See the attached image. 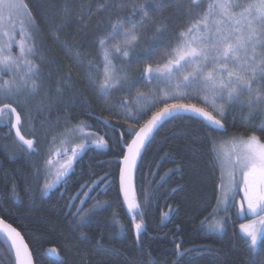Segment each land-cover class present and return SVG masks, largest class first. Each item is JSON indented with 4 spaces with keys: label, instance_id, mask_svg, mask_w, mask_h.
<instances>
[{
    "label": "trees",
    "instance_id": "1",
    "mask_svg": "<svg viewBox=\"0 0 264 264\" xmlns=\"http://www.w3.org/2000/svg\"><path fill=\"white\" fill-rule=\"evenodd\" d=\"M26 2L39 27L35 43L39 53L48 60L41 65L45 74L43 87L39 94L27 100L23 110L13 100H2L0 105L13 103L22 116H27L22 131L38 140L39 152H30L18 144L14 135L9 133L12 129L4 125L9 118H0V214L23 231L36 264H175L176 260L180 264H247L250 241L239 231L233 207L223 233L206 227L212 217L208 214L212 212L219 195L217 186L221 174L204 135L211 131L205 127L206 121L202 122L199 117L189 119L193 114L188 113L169 121L156 133V139L143 152L136 171V199L141 202L140 211L144 215H137L135 221L132 220L134 213H128L122 204L118 184L120 165L113 158H122L119 149L114 146L115 141L122 133L130 141L127 129L137 125L135 119L127 116L126 109L143 107L157 96L171 94L165 84L140 80L139 74L148 64L156 67L158 63H163V53L175 43L176 32L183 30L190 19L206 7L208 0H163L160 10L150 11L144 25L137 29L140 40L135 52L116 61L117 68L125 70L124 82L103 99L97 95L98 86L87 81L88 75L84 70L93 60L102 68V65L99 66L96 38L109 22L126 15L130 5L118 6L119 0ZM130 2L139 4L144 0ZM101 5H104L103 9ZM164 29L167 31L164 32ZM158 32L162 34L159 47L151 56L137 60ZM2 39L6 41L7 38L2 35ZM13 50H18L15 44ZM30 59L40 63L38 57ZM8 78V75L3 76V79ZM133 81L136 82L135 87L128 91L126 85ZM138 92L148 95L149 101L140 105L135 101L127 106L119 105L118 102L130 100ZM178 102L196 104L213 111L210 96L207 102L191 97ZM111 106H115L114 111ZM162 106L157 104L156 108ZM156 108L143 119H148ZM261 109L262 112L252 116L253 123L258 124L264 118V105ZM213 114L221 119L217 112ZM248 115V107L232 103L226 118H223L227 132L213 133L220 142L218 145L229 142L233 135H247L250 131L264 136V133L252 128L251 123L245 122L244 118ZM94 116H101L111 126L106 127ZM78 124L91 125L87 129L98 132L96 136L106 140L108 146L88 147L86 142L82 159L74 162V171L67 179L69 188L66 192L61 195L52 191L45 195L38 185L39 179L32 174L38 167L42 168L45 160L52 159L48 150L57 151L58 145H54H60L59 140L65 139L60 133ZM54 136L57 140L51 143ZM84 140L82 137L71 138L69 145L64 147H76ZM60 159L63 163L64 160ZM105 176L112 183L106 191H99L93 203L82 204L80 199H75L72 204L77 207L69 205L73 195L81 198L85 194L88 186L83 189L81 185H93ZM144 193L150 197L146 204ZM97 201H108L110 206L97 211L87 226L79 227L71 213L83 206L82 210L87 211ZM165 213L168 215L165 216ZM141 221L145 231L137 241L133 225ZM202 221L205 222L202 224ZM120 225L124 226L123 229ZM262 243L264 237L257 246V264L264 262ZM177 244H180L182 252L185 249L195 251L177 258ZM0 249L4 252L3 256L0 255V264H11L8 246L2 235ZM45 250L55 254L48 256Z\"/></svg>",
    "mask_w": 264,
    "mask_h": 264
},
{
    "label": "snow or ice",
    "instance_id": "2",
    "mask_svg": "<svg viewBox=\"0 0 264 264\" xmlns=\"http://www.w3.org/2000/svg\"><path fill=\"white\" fill-rule=\"evenodd\" d=\"M130 5L126 15L120 16L114 22H109L103 32L97 36L99 63L102 65L97 70L95 60L89 63V81H98L97 95L103 99L108 93L119 87L125 78V70L117 68L116 61L121 58H128L131 52H135L139 45L140 36L137 29L144 25L149 18L150 11L160 10L163 7V0H144L143 3L130 2V0H119L118 6ZM103 9L104 5L100 6ZM139 17V19H137ZM167 29H164L166 32ZM0 33L6 37V41H0V101L13 100L22 110L25 103L31 97L39 94L43 87L44 71L42 64L48 63L46 56L39 53L35 43L39 35V27L32 13L29 3L26 0H0ZM19 36V39L16 37ZM162 34L152 37V44L143 50V56L137 60L149 57L159 47ZM15 44L17 51L13 50ZM30 57H38L40 63ZM96 71V76L91 73ZM8 75V79H3ZM138 79L146 82L153 80L163 83L170 91L157 96L150 103L143 107L126 109L129 118L135 119L137 125L127 129L124 134L115 141V147L122 155V166L119 168V191L123 193V200L127 203L129 212L136 216L143 217L141 202L136 199L134 174L139 166L143 152L152 141L156 139V133L160 131L169 121L176 120L188 113L193 115L189 119L199 117L202 122L206 121V128L211 131L204 135L209 142V152L214 156V164L221 169L220 183L217 186L219 193L217 205L208 216H215L218 212L228 210L235 206V197L243 192L242 202L237 215L243 217L245 212L244 203H247V214H252L257 219L250 220L247 224H241L240 229L249 238V260L247 264H257V244L261 237H264V136H259L256 131L249 134H239L230 137V147L227 152L220 155L216 148L220 143L213 133L227 132L223 118L227 116V109L232 103L241 107L249 108V115L244 118L251 127L264 133V118L260 122L253 123L252 116L262 112L264 105V0H208L206 7L195 17L190 19L183 30H178L175 35V43L170 44L168 50L163 53V63L156 67L152 64L146 65L139 74ZM135 81L128 83L126 89L131 91L135 87ZM211 97L213 111L196 104L178 102L185 97L202 99L205 102ZM149 96L138 92L130 100L118 102L120 106H127L136 102H148ZM174 101V102H168ZM13 103H6L0 106V118L8 114V123L11 129H15V135L22 147L30 152H39L38 140L26 139L21 134L23 121L27 116H22ZM157 104L162 107L156 108ZM148 119H143L149 111ZM115 110V106H111ZM213 112H217L221 119H218ZM15 117L12 123L11 117ZM143 120V123L140 121ZM108 127V125H105ZM91 127L88 124H78L65 128L60 133L65 139L61 140L62 147L56 151V156H71L60 163L59 170L55 173L56 179L46 183L42 191H48L55 184L63 180L67 182L68 177L74 171V162L82 159L87 145L81 143L76 147H64L69 145L71 138H83L88 144L95 143L97 147H107L108 142L103 138H91L95 133H85L83 128ZM115 127V125H112ZM107 134V133H106ZM57 137H52L51 143H55ZM77 148L80 150L77 151ZM49 155H51V150ZM52 159L44 161L43 169L37 168L34 175L37 180L43 174H47L53 165ZM59 163V160L55 161ZM225 167L230 168L225 173ZM227 176V184L225 183ZM238 177V178H237ZM107 176L102 181H107ZM96 183V182H93ZM89 185H81V188ZM16 185H13L15 189ZM29 191L31 188L29 186ZM67 189L65 188L64 191ZM89 195V193H85ZM144 203L149 202V194L144 193ZM80 199L73 195L69 200L71 207L72 200ZM81 203H84L81 200ZM108 201H97L91 209L71 213L79 227L89 224L92 216L97 211L109 207ZM165 216L168 213L164 214ZM229 217H225V221ZM207 219V217L205 218ZM205 221H202V224ZM259 225V226H257ZM137 241L145 231L143 221L134 223ZM22 227V226H18ZM123 229V225H120ZM225 223L220 220L208 224L209 230L222 231ZM0 235L3 236L8 246L11 264H33L32 252L24 242L21 233L12 223H8L0 217ZM177 257L182 258L181 246L176 245ZM195 249L183 250V255ZM264 251V243L261 245ZM14 254V256H13ZM175 264H180L179 260ZM189 264V262H185ZM264 264V262H261Z\"/></svg>",
    "mask_w": 264,
    "mask_h": 264
},
{
    "label": "flooded vegetation",
    "instance_id": "3",
    "mask_svg": "<svg viewBox=\"0 0 264 264\" xmlns=\"http://www.w3.org/2000/svg\"><path fill=\"white\" fill-rule=\"evenodd\" d=\"M6 114V113H5ZM93 118H96V119H98L99 118V120H100V123H102V124H104V125H108V127H110L111 125H109V122L105 119V120H103L102 118H101V116H94ZM11 121H12V119H11ZM12 123H13V121H12ZM4 125H7L9 128H11V125L7 122L6 124H4ZM7 133H8V130H7ZM9 133L11 134H13L14 135V138L17 140V142H18V144H20L21 145V143L18 141V139L16 138V135H15V132H14V130L12 129V130H10L9 131ZM21 133L22 134H24V132L22 131V127H21ZM91 133H95V134H99L98 132H94V131H91ZM25 135V134H24ZM26 136V135H25ZM96 136V135H95ZM28 139H35V140H37L35 137H33V136H26ZM95 138H97V136L95 137ZM58 145V143H56L54 146H57ZM51 146H53L52 144H51ZM26 147V146H25ZM88 147H95V145H92V144H88ZM98 148V147H97ZM68 153H70V151L68 152ZM62 159H64V158H66L65 156H62L61 157ZM114 158V160L119 164V162L117 161L118 159H116V158H118V157H113ZM120 165V164H119ZM43 166H44V162H43ZM43 166H42V168L41 169H43ZM59 170V168L57 167V166H55V165H52L51 166V168L48 170V173L45 175V174H43L42 173V175L39 177V183H38V185H40L41 186V190L43 189V186L46 184V183H51L52 181H55V179H56V176H55V173L57 172ZM99 183H101V179L100 180H98L97 181V183H95V184H93V185H90V186H88V188H87V190L84 192V193H89V195H85V194H82V196H81V198H80V202H81V200H83L84 201V203H82V204H85V203H93V201H94V199L96 198V195L99 193V191H106L107 189H108V187H110V185H111V181L110 180H107V181H105L103 184H101V186H98L99 185ZM118 184H119V177H118ZM40 186L38 187V191H40ZM67 189V188H69V185H68V183L66 182H64L63 180H61V182H59V183H57V184H55L54 185V187L52 188V189H50V190H48V191H42L45 195H49L50 194V192H52V191H58L61 195L63 194V193H65L66 191H64V189ZM84 189V188H83ZM82 189V190H83ZM82 190L80 191V193L82 192ZM88 191V192H87ZM95 191V192H94ZM95 193V195L94 196H92V194H94ZM92 196V197H91ZM240 196V195H239ZM242 197H243V192H242V194H241V196H240V198H239V202H238V204H236L235 206H233V208L235 209V210H239V206H240V204H241V202H242ZM89 198H91L90 200H89ZM72 201H74V200H72ZM121 201H122V198H121ZM244 203V207H245V212H246V214L243 216L244 217V219H250L251 217H253L254 215H252V214H247V203H246V201L245 202H243ZM122 204H123V201H122ZM124 206V205H123ZM84 207V206H83ZM83 207L80 209V211L83 209ZM83 211V210H82ZM237 213H238V211H236ZM0 217H3L1 214H0ZM4 218V217H3ZM8 223H12L10 220H8L7 218H4ZM236 219H237V223H238V221H240V216H238V215H236ZM13 224V223H12ZM13 226L14 227H16L14 224H13ZM17 230H19L21 233H22V235L24 236V234H23V231L20 229V228H17ZM25 238V237H24ZM45 252V254L46 255H51V256H53V252H51V251H47V250H45L44 251ZM34 254V253H33ZM48 255V256H49ZM13 256H14V254H13ZM35 256V255H34Z\"/></svg>",
    "mask_w": 264,
    "mask_h": 264
},
{
    "label": "rangeland",
    "instance_id": "4",
    "mask_svg": "<svg viewBox=\"0 0 264 264\" xmlns=\"http://www.w3.org/2000/svg\"><path fill=\"white\" fill-rule=\"evenodd\" d=\"M58 40V39H57ZM0 41H3V39H2V33H0ZM99 66H100V64H99ZM96 68H97V70H100L101 68L100 67H98V65H96ZM85 70H87V72H85ZM84 70V73H85V75L87 76V81L88 82H90L89 81V75H90V73H89V67H87V69H85ZM91 75L93 76V77H95L96 76V71H93L92 73H91ZM98 81H96L95 79H93V81L92 82H90V84H92V85H94V86H98ZM5 116V118L6 119H8L9 117H8V115L7 114H5L4 115ZM83 132H85V133H88V132H90L91 133V130L90 129H87V128H83ZM96 136H93L91 139L92 140H95L96 138H95ZM87 141L86 140H84V142L83 143H86ZM92 145H95V147H97V145L95 144V143H91ZM230 144H231V141H229V142H225V143H222V144H220V145H218V147H217V152L220 154V155H223L225 152H227L228 151V149H229V147H230ZM77 145V144H76ZM77 151L79 152L80 150L79 149H77ZM51 153H52V160L54 161V163H53V165H55V166H57V167H59V163H55V161H57V160H59L60 161V163H62V161H61V159H60V157H62V156H60V157H57L56 156V151H51ZM67 156H71V152L70 153H68L67 154ZM67 156H65L66 158L65 159H67ZM65 159H63V160H65ZM230 170V168H228V167H225V173H227V171H229ZM238 178V177H237ZM225 183L227 184V176H225ZM241 194H242V191L240 192V196H241ZM219 195H221V193H219ZM239 195H237L236 197H235V201H236V204H238V202H239V198H240V196ZM235 204V205H236ZM216 205H217V202H216ZM216 205L214 206V208L216 207ZM231 210H232V207L228 210V212L227 213H225L224 211H220V212H218L215 216H212L209 220H208V222H207V224H206V227L208 228V224H211V223H215V221H217V220H220L221 222H224L225 223V227H224V229L222 230V231H215V232H219V233H223L224 231H225V228H226V223H227V220H229L230 218H231ZM236 211H238V210H236ZM237 213V212H236ZM261 215H264V214H261ZM229 217L226 221H225V217ZM258 217H256V216H253V217H251L250 219H245L244 220V217L242 218V220H240V221H238V228H239V230L241 231V233L249 240V238L242 232V230L240 229V225L241 224H247L250 220H253V219H257ZM211 220V221H210ZM257 226H259V225H257ZM209 229V228H208ZM210 231H214V230H210ZM261 239V238H260ZM259 242H260V240L258 241V244H259ZM258 244H257V246H258ZM3 253L4 252H2V249H0V255L1 256H3Z\"/></svg>",
    "mask_w": 264,
    "mask_h": 264
},
{
    "label": "bare ground",
    "instance_id": "5",
    "mask_svg": "<svg viewBox=\"0 0 264 264\" xmlns=\"http://www.w3.org/2000/svg\"><path fill=\"white\" fill-rule=\"evenodd\" d=\"M96 87V86H95ZM14 130V129H13ZM14 132H15V130H14ZM22 134V133H21ZM24 135V134H23ZM25 136V135H24ZM17 138V137H16ZM25 138L26 139H28L26 136H25ZM18 139V138H17ZM34 139V138H33ZM76 139V138H75ZM35 140V139H34ZM61 140H62V138L59 140L60 141V145H59V143H58V147H57V149H60L61 147H62V144H61ZM130 142V141H129ZM121 160H122V158H119L117 161L119 162V164H120V167L122 166V163H121ZM136 171H137V169H136ZM135 178H136V172H135ZM120 195H121V198H122V201H123V205H124V207H125V209H126V211L128 212V213H131V212H129L128 210H127V208H126V205H125V203H124V200H123V197H122V192H120ZM136 195H137V193H136ZM169 213V212H168ZM237 215V214H236ZM245 217V216H244ZM240 220H242V219H240ZM245 220V219H244ZM247 220V219H246ZM211 221V220H210ZM238 225V224H237ZM236 225V226H237ZM239 229V228H238ZM240 231V230H239ZM23 236V235H22ZM23 238H24V236H23ZM24 240H25V242H26V244L28 245V243H27V241H26V239L24 238ZM28 247L30 248V246L28 245ZM30 250H31V248H30ZM31 252H32V254H33V251L31 250ZM55 254V253H54ZM33 256H34V254H33ZM35 259V258H34ZM36 262V261H35Z\"/></svg>",
    "mask_w": 264,
    "mask_h": 264
},
{
    "label": "water",
    "instance_id": "6",
    "mask_svg": "<svg viewBox=\"0 0 264 264\" xmlns=\"http://www.w3.org/2000/svg\"><path fill=\"white\" fill-rule=\"evenodd\" d=\"M3 105V104H2ZM2 105H0V106H2ZM199 107V106H198ZM207 110V109H206ZM12 121H13V123L15 122V117L13 116L12 117ZM15 130V129H14ZM21 144H22V142H20ZM121 162H122V160H121ZM136 172V171H135ZM134 184H135V174H134ZM135 189H136V186H135ZM122 197H123V193H122ZM124 203H125V205H126V208H127V203L124 201ZM128 210V209H127ZM241 218H243V217H241ZM19 231V230H18ZM20 232V231H19ZM21 233V232H20ZM21 235H22V233H21ZM24 242H25V240H24ZM26 243V242H25ZM30 249V248H29ZM181 253L183 254V252L181 251ZM177 258H180V257H177ZM32 259H33V264H36V262H35V259H34V256H33V254H32Z\"/></svg>",
    "mask_w": 264,
    "mask_h": 264
}]
</instances>
